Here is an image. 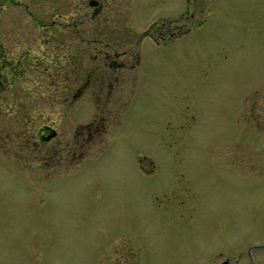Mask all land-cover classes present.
<instances>
[{
    "label": "rangeland",
    "instance_id": "1",
    "mask_svg": "<svg viewBox=\"0 0 264 264\" xmlns=\"http://www.w3.org/2000/svg\"><path fill=\"white\" fill-rule=\"evenodd\" d=\"M98 1L0 0L17 67L0 76V264H101L125 236L144 264L158 247L202 246L203 231L209 246L262 240L264 0ZM73 37L81 78L97 69L72 103ZM45 123L58 139L43 141ZM77 130L76 158H51ZM191 182L194 202L175 201Z\"/></svg>",
    "mask_w": 264,
    "mask_h": 264
},
{
    "label": "flooded vegetation",
    "instance_id": "2",
    "mask_svg": "<svg viewBox=\"0 0 264 264\" xmlns=\"http://www.w3.org/2000/svg\"><path fill=\"white\" fill-rule=\"evenodd\" d=\"M89 0V4H90ZM98 1V0H96ZM101 2L98 1L97 6H100ZM187 18L194 17V13H190L186 15ZM176 25V28H179V31H185L187 30L186 27H184L185 24ZM175 28V29H176ZM165 39V37H163ZM78 38H72L71 42H68L66 45L71 47V53H70V63L71 66H68L66 68H70L69 72L71 73V81L68 82V88L69 94L71 95V101L74 102L80 94L86 93V89L90 87V84L92 82L96 83L95 79V73H96V67H90L86 70L85 78H81L80 71V60H79V54H78ZM163 39V40H164ZM63 39H61V44L63 43ZM11 51V50H10ZM7 47L1 43L0 41V76L5 74L6 80H8V84L11 82V75L14 77V73L17 70V67L15 65H11V55ZM128 52L124 51L122 53L115 52L114 56H107L109 58L108 64L111 68H122L127 65L125 61L118 62L116 60V57H125ZM11 67H13L11 71ZM57 73L60 77H62L64 73L65 65L61 63L57 66ZM104 79L100 78V81L103 82L107 78V76H104L101 74ZM97 78V77H96ZM123 79V75H118L115 79ZM3 78H0V84L3 83ZM85 79V84L87 87L84 89H81V80ZM120 79V80H121ZM70 85V86H69ZM95 88V87H92ZM108 88L114 90V85L112 82L108 84ZM7 90L10 88L6 87ZM65 89L64 86H57V91ZM104 87H101L99 92H102ZM64 91V90H63ZM63 91L61 94H63ZM83 92V93H82ZM69 100V99H68ZM7 102L5 105H7L9 108L11 107V103ZM71 103V104H72ZM74 105V104H73ZM72 105V106H73ZM1 106V104H0ZM102 119H104L102 117ZM93 123V122H92ZM104 122H101L100 125L95 127V125L87 126V135L86 137L88 140H90L91 137L94 136L95 133H100L103 131L104 128ZM56 126V125H55ZM54 125L45 123L42 127V133L41 137L43 138V141L45 143H50L51 141L58 139L60 137V131ZM80 131L77 130L72 141L68 144L66 147L64 146H58L54 151L51 153V158H58L61 161L64 159V152L67 153V158H76V156L79 154V150L81 148L80 145ZM47 157V156H46ZM58 161V162H61ZM141 170L149 171L145 167H140ZM189 178L188 180H190ZM190 186H188L185 189V193L187 194L186 199H179L175 200L180 203H186V202H194L193 195L195 191L191 188L192 182L189 183ZM171 203L174 202V199H167ZM192 205H189V208ZM196 216H191V218H195ZM264 227V223L262 226H259V229ZM205 234L206 231H203ZM201 236V241H203L202 246H196V247H174V246H167V247H158L155 252L151 254V259L153 262H146V264H264V237L262 240H247L244 243L246 245H243L241 247V243L238 238H235L232 240V242L226 246H209L207 243V237L205 235ZM259 234L262 236L264 235V232H259ZM121 245L120 247H112L111 249H108V252H106L105 257L102 259L104 262L101 264H144V262L148 260L147 254L145 255L139 246L133 247V245H129V239L125 237H121ZM237 239V240H236ZM128 241V242H127ZM165 242L176 244V236L169 235L167 238H165ZM8 256L5 254H0V260L7 259Z\"/></svg>",
    "mask_w": 264,
    "mask_h": 264
},
{
    "label": "water",
    "instance_id": "3",
    "mask_svg": "<svg viewBox=\"0 0 264 264\" xmlns=\"http://www.w3.org/2000/svg\"><path fill=\"white\" fill-rule=\"evenodd\" d=\"M97 4H98V1H96V0H91L90 1V5H92V6H95Z\"/></svg>",
    "mask_w": 264,
    "mask_h": 264
}]
</instances>
